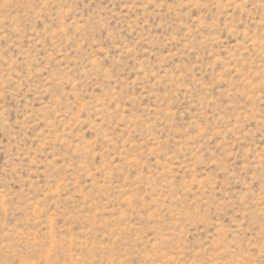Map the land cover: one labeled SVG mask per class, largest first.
<instances>
[{"label": "rangeland", "instance_id": "1", "mask_svg": "<svg viewBox=\"0 0 264 264\" xmlns=\"http://www.w3.org/2000/svg\"><path fill=\"white\" fill-rule=\"evenodd\" d=\"M0 264H264V0H0Z\"/></svg>", "mask_w": 264, "mask_h": 264}]
</instances>
